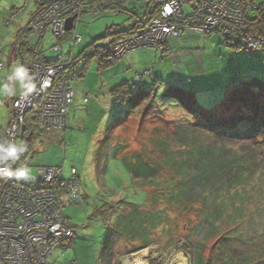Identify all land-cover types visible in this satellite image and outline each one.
Segmentation results:
<instances>
[{"label":"rangeland","instance_id":"374dc122","mask_svg":"<svg viewBox=\"0 0 264 264\" xmlns=\"http://www.w3.org/2000/svg\"><path fill=\"white\" fill-rule=\"evenodd\" d=\"M23 6L24 0H0L3 51L9 52L17 38L28 35L26 30L19 31L35 12L34 5L7 26L11 13ZM124 19L131 20L126 13L100 11L83 16L79 34L84 42L73 49L72 42L64 40L65 58L79 56L108 27L119 26ZM192 37L179 47L172 43V53L131 52L126 58L135 62L127 71L109 73V78H116L111 86L128 78L133 91L154 79L161 82L155 96L146 95L126 121L105 134L98 153L100 164L96 165L97 153L91 148L93 137L85 135L77 123L64 132L44 131L43 137H35L32 150L28 148L20 164L26 163L32 176L39 167L56 165L63 169V179H70L76 168L81 193L85 192L81 203L65 210L76 230L72 249L56 248L50 264H132L138 258L139 264H264V125L249 110L231 102L245 81L258 78L264 82V49L251 53L230 47L218 33L197 32ZM29 38L33 44L40 40L34 33ZM56 43L49 31L42 45L46 49ZM176 55L196 72L190 74L192 83L185 88L203 111L196 118L165 96L169 84L181 75ZM86 62L82 59L78 67ZM120 63L106 68L116 71ZM148 65L157 75L141 80L138 73L143 74ZM99 69L93 58L85 74ZM103 78L97 73L95 81H88L89 87L99 90ZM85 107L75 102L69 113L78 124L86 115ZM119 109L108 110L98 138L114 123ZM8 114L4 101L0 118ZM53 135L59 136L54 140ZM120 159L130 163L139 177H130Z\"/></svg>","mask_w":264,"mask_h":264},{"label":"built area","instance_id":"2783aa9c","mask_svg":"<svg viewBox=\"0 0 264 264\" xmlns=\"http://www.w3.org/2000/svg\"><path fill=\"white\" fill-rule=\"evenodd\" d=\"M99 1L24 0V6L11 14L8 27L34 5L35 12L26 28L40 38L41 45L49 31L57 43L50 48H37V58L26 65L36 77L37 91L26 98L19 94L11 101L8 122L0 123V135L22 140L26 115L37 106L40 108L39 124L46 132L66 128L74 101L71 83L77 78L73 68L80 61L74 60L72 55L65 58L63 42L71 41L73 49L84 42L79 34L82 17L96 16L101 10ZM251 6L257 7L252 0H123L122 12H140L142 18L144 8L150 13L149 21L133 35L106 37L93 51L99 61L118 63L127 54L141 49L166 52L170 49V39L183 31L209 36L218 33L234 46L258 51L264 47V37L248 30L246 17ZM70 18L74 21L68 32ZM4 68L0 46V73ZM148 75H154L152 68L138 73L139 78ZM181 83V79H176L170 86L178 87ZM62 175V168L45 166L39 167L37 175L26 181L0 177V264H50L56 248L72 249L70 243L76 230L65 210L81 203L85 192L81 193L76 168H72L70 179H63Z\"/></svg>","mask_w":264,"mask_h":264},{"label":"trees","instance_id":"16d2710c","mask_svg":"<svg viewBox=\"0 0 264 264\" xmlns=\"http://www.w3.org/2000/svg\"><path fill=\"white\" fill-rule=\"evenodd\" d=\"M252 1H253V5H256L257 7L254 8L251 6L249 10L251 9L252 13L249 14L247 12L246 19L248 22V30L257 36L264 37V0L262 1L259 0L258 2L256 0H252ZM122 5H123V0H100L99 1V7L101 9L100 11L102 12H113V13L122 12L121 10ZM122 13H126V12H122ZM126 14H128L131 20L134 21V23L129 28L113 29V30L109 29L107 30L106 34L102 38L94 40L92 43H90V45L85 48L86 50L84 49V52L81 53L79 56L74 57L73 54H71L74 60L81 61L82 59H87V62L83 67L79 68L78 65L80 63H78L73 68V70L75 71L74 73L77 75V78L74 81L82 79L84 77L86 69H87V63H90V61L93 58H95L98 61L100 65V70L106 69V67L108 66H111V65L113 66L117 64V63L103 62L97 59V55L94 53L93 50L94 49L97 50L100 42L103 39H105L108 36H115L117 38H121L124 36L133 35L134 33L141 30L150 19L149 17L150 13L148 12L145 13L142 18L139 16L140 12L138 13L127 12ZM18 41H19V49H21V51L24 50L25 46H27V43L24 41V37L22 38L19 37ZM59 41L61 40L59 39ZM225 42L230 47L246 50L242 46H234L226 38H225ZM246 51L251 52V53H256L257 50L255 51L246 50ZM37 56H38V52L35 53L34 59L37 58ZM154 76L155 74L153 76L148 75L140 79L141 80L146 79V78L154 79ZM160 82H161L160 80L154 79V82L151 85L139 86L136 88L135 92L130 91L125 85L121 86V87L126 88L125 90H123V88L121 87L116 88L115 90L116 97L122 94L126 96L129 100V105L128 106L126 105L125 107H123L124 108L123 111L118 110L119 112H117L118 117H116V124L126 121L130 115L132 108H135L136 105H138L146 95L150 94L151 96H155L157 92V86L159 85ZM238 82L240 83L241 81H239L238 79ZM244 84L246 87L245 86L242 88L239 87V89H237L236 92L233 94V97H231V102L233 103V105L242 106V108L249 110V113L252 116H254L256 119L260 120V122H262L264 125V82L258 78H255L252 81H245ZM169 87L170 88L167 90L165 94L167 98L174 99L178 104H181L184 108H186L188 111L193 113V116L195 118L198 117L197 112L199 114L203 113V111L197 107L196 99L192 95H190L189 93H186L185 91L179 89L178 87L170 86V84H169ZM120 91H122L123 93ZM139 92L140 94L136 96L135 94ZM117 107L119 106L115 103L113 107L114 110H117ZM227 110L228 109L221 111L220 114H218V111L217 112H206L205 115H207L208 113H215V114H218L220 117L221 114L223 115V113H226ZM39 113H40V108L39 106H37L33 108L32 110H30L29 113L26 115L25 133H24L23 141H25L28 144V148L30 150H32L33 148L35 137L39 135L40 137H43V133L45 131L39 124ZM68 117H69V114H68ZM67 128H68V120H67L66 128L62 130V132H64ZM26 153H24L23 156H21L20 161L17 162V166H19L21 161H23L24 155ZM114 158L118 159V157L116 156ZM121 161L125 169L127 170V172L130 174V177H131V174L132 176L134 174L135 177H139L138 175H136L134 171L135 168H133L130 163H127L126 160H121ZM134 163L135 162H133V164ZM77 175H78V172H77ZM107 207H108V204L106 205V210H107Z\"/></svg>","mask_w":264,"mask_h":264},{"label":"crops","instance_id":"0c3cea01","mask_svg":"<svg viewBox=\"0 0 264 264\" xmlns=\"http://www.w3.org/2000/svg\"><path fill=\"white\" fill-rule=\"evenodd\" d=\"M260 1H262V0H260ZM249 8H251V7H248L247 12L249 14H251L252 12H251V9L249 10ZM117 14H119V13H117ZM29 20H30V18H29ZM29 20H28V22H29ZM130 21H132V23L130 25H128ZM130 21L128 19L127 20L124 19L122 21L121 25H119V26L118 25H112V26L108 27L107 30H109V29L111 30L114 27H116L114 29H127L134 23L133 20H130ZM27 24H26V26H27ZM26 26L19 31V33H22V31H25V30L27 32H29L28 35H24L23 36L24 37V41L27 43V46H25L24 50L21 51V49H19V41H18L19 38H17L16 42L13 45V48L9 52L3 51V47L1 46L2 61H3L4 65H5V68L0 73V80L6 79V76L9 74L13 64L15 63V61H19V62H21V63H23L25 65H28L35 57V50L39 47V45L41 43V40H39V42L36 43V44L29 43V40H30L29 35L32 32H30L29 29L26 28ZM19 33H18V37L20 36ZM195 33H197V32L183 31L180 36L172 38L171 39L172 40L171 49H169L166 52L171 51V53H172V50H173L172 43L178 44L177 47H179L180 44H183L186 41L189 42V40H192V38H194L192 36H194ZM105 34H103L102 37ZM151 50L154 51V52L161 51V50H155V49H151ZM161 52L165 53L163 51H161ZM129 54H127L125 56V58L127 56H129ZM124 59L121 61L122 63H120L121 64V68H119L116 71L107 70V68L103 69V70L99 69L97 71L96 70L89 71L87 74H85L86 78H84L85 77L84 76L82 79L76 80L73 83L74 84V87H73L74 88V102H73V105H74L75 102L76 103H80V104L85 103L86 104V107H85L86 115H85L84 119H82V121H80L79 124H78V122H76V118H73L75 115H73V113L70 114V116H69L70 120H69V117H68V127L73 126V125L75 126V124L77 123V125H79V126H81V127H83L85 129L84 130L85 135H90V136L93 137L91 148L94 146V151H96V153H97L98 162H96L97 163L96 165L100 164V162H99L100 160L98 158V153H99V151L102 148L103 140H105L104 139L105 134H107L108 131L111 130V128H114L117 125L116 124V118H115L114 123H112L109 126V128L106 129V131L103 134V136L98 138V136H97L98 132L103 129V128L101 129V127H103V122L105 120V115L107 114L108 110H111L112 107H114V101L116 102V100H115V90H116V88L113 89V87H115L116 84L120 83L119 85L122 86V84H123V85L127 86V88L130 91L135 92V90L133 91V89L130 88V86H129L130 85V80H128V78H122V79L119 80V82H117L118 81L117 80L116 83L113 86H111L112 83L116 80V78H114L115 76H113L112 79L109 78L108 77L109 73L110 72L123 73V71H122L123 68H125L126 71H127L128 65H131V64H133V62H135V60L132 59V58L131 59H127L126 58L125 59L126 62H124ZM174 59L177 62L178 66H179V69L181 71V75H179L176 78V79H181L182 80V83L180 84V86L178 88L183 90V91H185L186 93H189L190 95H192L190 92L186 91L185 88L189 84L192 83V80L190 78V74L192 76H194L196 74V72L193 73L190 64H189V66L187 64H185V61H184L183 57L176 55V56H174ZM149 68H152V67L150 65H148V66L145 67V70H147ZM100 72H101V77L102 78L105 77V76H107V78L106 79L103 78L104 81L101 83V85H99V90L93 91V89H91L89 87V82L88 81L89 80L95 81L96 77H97V73L100 74ZM155 72L156 71L153 70V73H155ZM155 74L157 75V73H155ZM183 75L185 77H182ZM117 76H119V75H117ZM151 84H148V86L151 85ZM139 94H140V92L135 94V95L138 96ZM18 95H19V91L17 92V95L12 96V97L0 95V103H4V101H6V102H8V108H10L11 101L15 97H17ZM83 97H84V99H83ZM128 104H129V102H128ZM73 105L71 106V109L73 108ZM71 109H70V113H71ZM0 119H1L0 123L7 124L8 117L7 118H0ZM90 121H91V123L89 124ZM86 131H90V132L87 133ZM43 135H44V133H43ZM59 135H53V139L56 140ZM103 151H104V149H103ZM111 158H113V157H109V159H111ZM52 167H58V166L53 165ZM105 171L106 170H104V172ZM96 173L98 175V166H96Z\"/></svg>","mask_w":264,"mask_h":264},{"label":"clouds","instance_id":"9594fccd","mask_svg":"<svg viewBox=\"0 0 264 264\" xmlns=\"http://www.w3.org/2000/svg\"><path fill=\"white\" fill-rule=\"evenodd\" d=\"M39 47L42 48L43 45L40 43ZM35 79L29 68L17 61L6 79L0 80V95L12 97L19 91V94L26 98L37 91ZM23 139L17 141L6 135H0V177L15 181H26L32 177V169L26 163L14 167L21 156L29 150L28 144Z\"/></svg>","mask_w":264,"mask_h":264},{"label":"bare ground","instance_id":"6f19581e","mask_svg":"<svg viewBox=\"0 0 264 264\" xmlns=\"http://www.w3.org/2000/svg\"><path fill=\"white\" fill-rule=\"evenodd\" d=\"M122 95V94H121ZM119 98V97H118ZM117 98V99H118ZM127 101H128V98L126 97V96H122L121 98H119L118 99V102L120 103V104H118L119 105V107L121 106V107H125L126 105H127ZM135 259V258H134ZM132 264H139V258L137 259V260H133V263Z\"/></svg>","mask_w":264,"mask_h":264},{"label":"water","instance_id":"95a60500","mask_svg":"<svg viewBox=\"0 0 264 264\" xmlns=\"http://www.w3.org/2000/svg\"><path fill=\"white\" fill-rule=\"evenodd\" d=\"M73 21H74V18H70L68 20L67 29H66L68 32L71 31V29H72V23H73ZM24 132H25V129L23 128L22 129V139L24 138Z\"/></svg>","mask_w":264,"mask_h":264}]
</instances>
